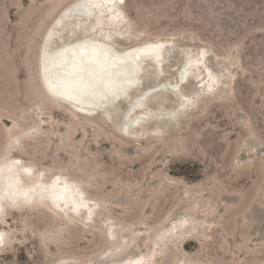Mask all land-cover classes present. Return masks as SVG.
<instances>
[{"label": "rangeland", "instance_id": "1", "mask_svg": "<svg viewBox=\"0 0 264 264\" xmlns=\"http://www.w3.org/2000/svg\"><path fill=\"white\" fill-rule=\"evenodd\" d=\"M74 1L0 0V161L79 180L103 217L4 202L0 264H264V0H126L138 38L118 48L174 39L223 75L176 125L126 136L44 93L42 38Z\"/></svg>", "mask_w": 264, "mask_h": 264}, {"label": "bare ground", "instance_id": "2", "mask_svg": "<svg viewBox=\"0 0 264 264\" xmlns=\"http://www.w3.org/2000/svg\"><path fill=\"white\" fill-rule=\"evenodd\" d=\"M125 1L76 0L56 16L41 42L39 72L42 87L54 103L86 119L93 120L97 114L99 121L112 122L119 134L162 133L167 126L176 125L183 114L194 110L200 101H206L204 97H212L220 91L215 92L222 86L223 75L213 73L207 65L209 63L206 64L210 57L208 51L200 49L193 54L189 51L191 49H185L183 45L175 49L181 61L175 73V82L163 80L164 67L169 64L164 63L167 58L164 49L176 46L173 38V41L158 38L143 42L130 41V45L118 48L117 40L138 38L122 10ZM63 22L68 24L63 26ZM147 58L150 59L149 67L143 63ZM172 65L175 67V64ZM146 72L148 75L144 74ZM84 73L90 75V82L81 76ZM61 81L72 87L78 97H85L91 90L103 91L105 98L100 99L95 95L94 102H74L71 100L73 98L64 97L67 93L62 91L68 90L58 88ZM148 82L150 86L142 89ZM191 82L195 87L188 89L191 90L190 96H185V88ZM57 93H61L64 98ZM147 93V99L138 103ZM167 94L174 102V106L168 110L165 108L166 97H169ZM44 175L43 171L34 173L32 166L22 165L16 158L4 157L0 161V207L4 202L13 208L20 204H43L63 218H80L79 222L84 224L101 216L99 203L86 198L79 180L70 179L65 174H55L48 179ZM23 195H27L26 198ZM2 219L3 213H0V222ZM107 233L108 238L113 236L109 225ZM4 240L5 233L0 230V246Z\"/></svg>", "mask_w": 264, "mask_h": 264}, {"label": "water", "instance_id": "3", "mask_svg": "<svg viewBox=\"0 0 264 264\" xmlns=\"http://www.w3.org/2000/svg\"><path fill=\"white\" fill-rule=\"evenodd\" d=\"M73 14H75V13H73ZM80 14H82V13H80ZM84 22V21H83ZM68 24V22H63L62 23V25L63 26H65V25H67ZM70 24V23H69ZM176 45V44H175ZM176 47H177V45L176 46H173V47H169V46H167V47H165V49H164V54L166 53V56H167V58L164 60V63H167L168 61H170V59H171V56L174 54V53H176ZM178 48V47H177ZM178 55V54H177ZM150 59L149 58H147V59H145L144 60V64H145V66L146 67H149V63H148V61H149ZM163 66V65H162ZM47 73V72H46ZM144 74H146V75H148L147 74V72L146 73H144ZM83 78H84V80H88V82H90V79H91V77H90V75H88L87 73H84V74H82L81 75ZM65 83V82H64ZM61 85L59 86L58 85V88L60 89V90H68V91H62V92H66L67 94V96H64V97H66V98H68V99H71V98H73V99H71V100H80V101H85V102H94V101H96V97H95V95L98 97V98H100V99H102V98H105V94L103 93V91H88L87 92V94L86 95H88V96H90V97H87L86 98V95H85V97H78L76 94V92L75 91H73V88L72 87H70V86H68V85H66V84H63L62 83V81H61V83H60ZM150 86V84H149V82L148 83H146V84H144L143 85V87H142V89H146V88H148ZM150 89V88H149ZM61 92V91H60ZM54 93V92H53ZM91 93V94H90ZM55 94V93H54ZM57 94H59L60 95V97H63V95L61 94V93H57ZM148 93L147 94H145V95H143L140 99H139V101H138V103H142V102H144L146 99H147V97H148ZM63 97V98H64ZM74 102H77V101H74ZM5 122V125L6 126H10V123L8 122V121H4ZM26 196L27 195H23V197H25L26 198Z\"/></svg>", "mask_w": 264, "mask_h": 264}, {"label": "clouds", "instance_id": "4", "mask_svg": "<svg viewBox=\"0 0 264 264\" xmlns=\"http://www.w3.org/2000/svg\"><path fill=\"white\" fill-rule=\"evenodd\" d=\"M4 211V209L2 207H0V213H2Z\"/></svg>", "mask_w": 264, "mask_h": 264}]
</instances>
